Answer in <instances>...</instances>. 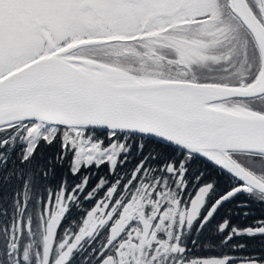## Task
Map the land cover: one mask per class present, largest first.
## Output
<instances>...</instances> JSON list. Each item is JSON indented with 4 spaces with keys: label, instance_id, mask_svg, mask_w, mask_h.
Returning a JSON list of instances; mask_svg holds the SVG:
<instances>
[{
    "label": "snow or ice",
    "instance_id": "6c2138e0",
    "mask_svg": "<svg viewBox=\"0 0 264 264\" xmlns=\"http://www.w3.org/2000/svg\"><path fill=\"white\" fill-rule=\"evenodd\" d=\"M14 179L0 264H73L85 243L84 264H264L193 254L214 222L206 251L264 236V218L231 224L239 197L264 203V0H0V182ZM36 227L30 260L17 240Z\"/></svg>",
    "mask_w": 264,
    "mask_h": 264
},
{
    "label": "trees",
    "instance_id": "16d2710c",
    "mask_svg": "<svg viewBox=\"0 0 264 264\" xmlns=\"http://www.w3.org/2000/svg\"><path fill=\"white\" fill-rule=\"evenodd\" d=\"M19 151H20V147H17L16 153L18 154ZM42 151L47 155V154H52V153L57 152L58 148H57V145H53L51 147L43 148ZM15 158L16 157L14 155L13 159ZM134 164H135V161H132L131 163L126 164L123 168H118L117 171L118 173H123L125 170H131ZM9 167H11V161H9ZM66 170H67L66 166L63 169L58 168L57 177L59 178V176L63 175L66 172ZM89 171L94 173L92 183L89 185V189L92 187L93 184L97 182L100 176H105L108 173V169L106 166H103L98 170L95 168H92ZM215 171L217 174L219 173L218 169H216ZM85 174L86 173L82 171L80 176L78 177L68 176L69 185L71 186L79 182L80 177H82ZM16 183L17 181L14 179L10 187L9 185H5L2 182H0V253H3L4 251H6L5 243H6L7 236L3 232H4L5 227L10 225L13 220V209L11 207V204H12V200L14 199V194L16 192V187H15ZM43 183L46 184L47 182H43ZM52 186H53V189H55V186H56L55 182H53ZM105 191L106 189L102 190L99 193V196L97 198H102ZM40 198H41L40 195L37 194L36 199H40ZM43 198L45 200L47 199L46 191L43 194ZM241 201L247 203L248 207L244 209H237L233 207V215L231 216L232 225H235L238 228L243 229L246 226L247 227L254 226L258 219L264 218V203L255 201L253 198L249 197L247 194L239 197L237 203ZM94 204H95V200L82 203L81 207L83 211L78 209L75 204L70 205V211L66 214V217L64 218L62 225L60 227V233H63L64 229L66 228H72L74 231H78V228L76 227V225L82 222V219L85 217L86 211L90 210L91 207L94 206ZM28 207L30 209L29 215L33 216V221L35 223L34 202H29ZM5 209L8 210L7 215H4ZM245 211L250 212V215L244 216L243 212ZM212 225L215 228V222ZM201 236L202 238L207 239L206 237H204V232L201 234ZM208 238H214V239L219 240V237H214V234L212 231H211L210 237ZM244 239L254 241V240L264 239V236H260V235H257L255 237L240 236V237L234 238L233 240H244ZM31 244L35 245L36 247H39L42 245V231L38 227L33 229L31 235H29L27 232H23L17 240V245H18V249H20V252H21V248L22 250H24V245L28 246ZM3 258H4L3 256H0V259H3Z\"/></svg>",
    "mask_w": 264,
    "mask_h": 264
},
{
    "label": "flooded vegetation",
    "instance_id": "af4514ba",
    "mask_svg": "<svg viewBox=\"0 0 264 264\" xmlns=\"http://www.w3.org/2000/svg\"><path fill=\"white\" fill-rule=\"evenodd\" d=\"M212 228H214V226L210 225L208 229H205L204 237H206L207 239L202 238L201 236V239L199 242V246H201V250L198 252L194 251L193 252L194 255L200 256V257H212V256H219L224 253H227L234 257H244V258L252 256V255H264V239H259V240H254V241H250L248 239L232 240L230 244H228L226 247L223 248V251H221L219 247L215 248L212 251L204 250L202 245L206 244V242L208 241L209 239L208 237H210L211 235L210 229ZM107 231L108 229H105L101 232L97 241L93 243L92 248H96L99 246V243L104 239V236L107 234ZM215 240L217 244H219V240L218 239H215ZM240 245H244V247L237 251H233L234 246L238 247ZM91 250L92 249L88 247L87 243H85L84 248L81 250H78L74 254L73 264H84L85 260H88ZM94 259L95 258H93L92 260H89V264H94ZM236 264H240V261L237 260Z\"/></svg>",
    "mask_w": 264,
    "mask_h": 264
},
{
    "label": "rangeland",
    "instance_id": "374dc122",
    "mask_svg": "<svg viewBox=\"0 0 264 264\" xmlns=\"http://www.w3.org/2000/svg\"><path fill=\"white\" fill-rule=\"evenodd\" d=\"M22 247H23V246H22ZM25 247L28 248V251H29V259L31 260L33 254L41 250L42 245L39 246V247H36L35 245L31 244V245H28V246L24 245V249H25ZM23 251H24V250H22V248H21V252H20V249H19V252H20L21 254L23 253ZM22 264H24V262H22Z\"/></svg>",
    "mask_w": 264,
    "mask_h": 264
}]
</instances>
